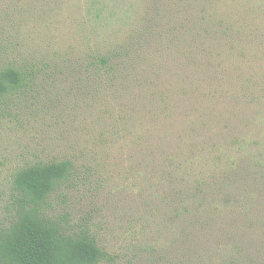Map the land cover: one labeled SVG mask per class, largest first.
I'll use <instances>...</instances> for the list:
<instances>
[{
  "label": "trees",
  "instance_id": "trees-1",
  "mask_svg": "<svg viewBox=\"0 0 264 264\" xmlns=\"http://www.w3.org/2000/svg\"><path fill=\"white\" fill-rule=\"evenodd\" d=\"M263 47L264 0H0V115L72 98L63 153L11 174L0 264H115L63 206L105 166L106 186L183 237L206 231L207 264L264 252V149L245 114Z\"/></svg>",
  "mask_w": 264,
  "mask_h": 264
},
{
  "label": "rangeland",
  "instance_id": "rangeland-1",
  "mask_svg": "<svg viewBox=\"0 0 264 264\" xmlns=\"http://www.w3.org/2000/svg\"><path fill=\"white\" fill-rule=\"evenodd\" d=\"M259 45L261 47L262 43ZM262 50L247 67L257 92L253 96L258 99L245 114L247 118L255 114L257 119H251L248 124L256 135L254 139L259 149L263 150L264 47ZM49 96L50 102L45 99L43 106L37 103L43 107L37 115L22 113L18 120L0 115V226L9 215L8 193L14 168L23 160L61 155L66 148L65 138L69 132L62 136L63 127H67L62 118L65 119L63 110L68 108L65 103L70 104L72 98L70 95ZM103 160L106 164L105 157ZM98 169L99 172H95L93 168L92 185L69 192L63 206L75 222H86L93 229L100 245L117 254L115 264H207L212 260V242L202 236L206 231L197 229L198 237H183L163 220L155 202L143 205L141 199L133 191L124 189L121 183L118 187L106 186V166ZM259 250L247 251L245 263L263 264L264 252Z\"/></svg>",
  "mask_w": 264,
  "mask_h": 264
}]
</instances>
